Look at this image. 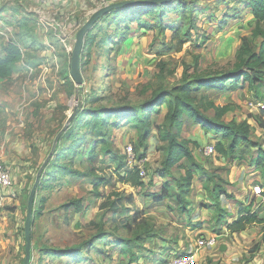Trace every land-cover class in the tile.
Returning <instances> with one entry per match:
<instances>
[{"label": "rangeland", "instance_id": "rangeland-1", "mask_svg": "<svg viewBox=\"0 0 264 264\" xmlns=\"http://www.w3.org/2000/svg\"><path fill=\"white\" fill-rule=\"evenodd\" d=\"M88 1V7L77 16L76 27L67 26L65 20L66 25H61V37L69 34L62 39L65 42L45 43L39 38L31 39L32 43L20 42L24 59L10 79H0V164L13 171L19 192L14 201L7 200L0 206V257L4 241L11 250L8 253L15 257L13 264H23L25 257L30 193L56 138L80 103L79 87L71 72L76 35L95 11L124 0ZM188 1L196 2L205 14L197 12L191 21L182 19L181 10L168 13L165 22L184 26L177 39L171 30L142 31L137 22L116 21L114 13L97 23L90 32L95 43L82 52V105L78 114L117 107L140 111L157 91L179 93L184 86L194 90L199 76L232 72L245 41L253 51H259L262 38L254 36L256 21L243 0ZM0 3V53H3L10 41L19 43L22 29L18 23L37 4L20 0ZM188 14L185 13L186 18ZM41 16L36 19L46 27L55 19L54 15ZM33 20L22 19L21 24L36 26ZM192 26L196 27L192 31L194 36L186 39L185 34ZM261 27L264 29V23ZM121 32L125 33L124 38L117 39ZM259 70L264 76V67ZM190 99L209 118H218L226 124L248 123L249 143L236 150V157L222 155L215 146L219 142L228 145V140L186 119L181 137L191 141L201 167L191 190L184 194L186 203L181 204L174 197L159 203L152 194L160 193L166 182L176 184L185 175L183 170L176 169L173 177L160 174L169 144L164 135L167 106L151 117V134L145 141L140 139L136 127L141 124L134 122L133 117L120 127L113 125L115 118L110 119L104 130L106 137L100 138L91 128L84 129L83 124L91 120L86 116L77 130L82 138L81 148L75 156L62 160L80 174L62 172L53 179L47 177L48 187L37 191L34 211L40 215L33 226V264L48 259L41 255L45 247L69 249L85 246L86 242H92L93 248L87 246L82 251L80 257L91 259L85 264H165L194 248L202 235L215 236L219 243L215 248L201 250L203 258L199 264H260L264 259L263 225L253 223L238 234L228 224L233 221L231 216L237 217L245 209L264 218V165L258 162L264 160V83L254 90L248 83L240 84L235 91L202 89L192 92ZM210 103L220 110L208 107ZM172 131L176 133L177 129ZM64 134L56 151L63 144H72L62 142ZM208 146H214V154L210 156L203 153ZM115 156L122 160L115 161ZM240 156H245V161H240ZM120 164H125L126 170L138 165L145 172V185L135 188L121 183ZM46 170L47 166L43 177ZM222 189L230 197L218 200L217 193ZM77 200L83 206L79 213L70 206ZM227 245L231 249L226 254L221 248ZM51 260L45 264L74 262L69 257Z\"/></svg>", "mask_w": 264, "mask_h": 264}, {"label": "trees", "instance_id": "trees-1", "mask_svg": "<svg viewBox=\"0 0 264 264\" xmlns=\"http://www.w3.org/2000/svg\"><path fill=\"white\" fill-rule=\"evenodd\" d=\"M243 4H246L247 9L251 10V15L256 21V28L254 30L255 37H261L262 42L258 52L253 51L247 41L242 45L238 51L236 67L232 72L223 73L217 76L205 77L199 76L196 78L194 84L197 85L196 89H191L189 86H184L179 90V93L174 91L165 92L163 90L154 93L152 98L146 102L139 110H129L124 108H113L107 109H92L87 112L83 111L75 116L72 120L70 128L65 132L62 142L72 141L71 145L66 146L63 144L57 151L53 154V160H49L47 163V170L44 172L40 179V183L37 191L42 190L44 187L47 188L48 180L53 179L58 173H66L73 175H79L78 170H71L69 166L64 164L65 158L69 156H75L76 152L81 148L82 138L78 137L77 130L79 125H82L84 118L90 116L91 120L86 121L83 124L84 129H92L96 131L97 137L104 138L106 134L104 132L110 119H116L113 123L115 126L120 127L123 123L130 120L133 117L134 122H140L141 125H136L139 128L140 139L145 141L149 134H151V123L150 119L154 113L159 112L160 109L166 105L167 114L165 116L164 123V135L166 136V141H168V147L166 150L165 160L163 161V168L160 170L162 177H173V170H183L185 175L176 180V184H171L166 182L160 193L152 194L155 201L161 203L165 199L174 197L181 204L186 203L184 194L188 193L193 185V182L197 176L200 165L196 162L194 151L191 148V141L185 140L181 137L182 126L187 119L192 121L196 125L203 127L208 133H215L221 135L224 140H228V145L224 142H219L216 144V150L222 155L232 154L236 157V150L245 143H249L250 135V125L248 123L242 124H226L220 121L218 118H209L205 112L194 103V100L190 99V94L195 91H201L202 89H213V90H232L238 89L240 84L248 83L250 87L255 89L258 84L264 83L263 73L260 74V68L264 67V29L261 25L264 23V0H243ZM176 5V6H175ZM175 8V9H174ZM173 10L183 11L184 16L182 19H190L194 17L195 13L202 15L205 12L200 10L199 6L194 1L188 0H173L167 4L161 5H139L130 6L117 11H113L110 14L102 17L99 21L108 19L113 13L116 14V21H132L139 24V28L142 31H147L149 29L160 28L161 30H171L173 32V38L177 39L181 36L183 30V25H171L165 22V18L168 13ZM185 13H189L188 18H186ZM98 21V22H99ZM226 21V20H224ZM97 22V23H98ZM97 23L94 25H97ZM93 28V29H94ZM92 29V30H93ZM128 28L127 30H129ZM196 29L192 26L185 34L186 39L192 38L194 36L193 30ZM30 29L27 28L26 31ZM32 34V33H31ZM124 32L116 35V38H124ZM181 42L182 41V38ZM95 38L91 37L89 33L86 37L84 48L88 49L92 43H95ZM83 48V50H84ZM24 52L18 43L13 41L9 42L4 48V55L0 54V79H10L16 72L18 64L24 59ZM231 83L230 86H227ZM210 108L219 111L220 108L210 103ZM224 113V112H223ZM220 118L223 114L219 115ZM177 129V132H173V129ZM96 138V136H95ZM197 145V144H195ZM106 154L113 156L112 152L105 150ZM94 155L91 156V158ZM263 157V155H260ZM115 161L122 160L120 157H114ZM240 161H245V156L239 157ZM259 164L264 165V160H258ZM252 164V163H251ZM125 164L119 165L118 179L121 183L129 184L132 187L140 188L145 185L144 178L141 176V168L138 165H133L131 168L125 169ZM52 181V180H51ZM176 190L174 195L172 192ZM37 196V195H36ZM218 200L221 196L230 197L226 190H221L217 193ZM36 201V200H35ZM44 198L41 203H44ZM71 207H75L76 213L83 210L82 202L80 200L73 201L70 204ZM244 212V213H243ZM239 213V216L235 221L228 224L229 229L236 233L242 232L246 229L248 225L258 224L264 227V218H260L255 212L250 209H245ZM40 212L34 211V223L35 220L39 218ZM130 244V241H127ZM85 246H78L69 249L60 248H48L45 247L42 252L48 256L55 257H69L74 260V262H83L86 258L81 256L82 251L87 246L93 248L92 242H86ZM130 246V245H129ZM90 249V248H87Z\"/></svg>", "mask_w": 264, "mask_h": 264}, {"label": "crops", "instance_id": "crops-1", "mask_svg": "<svg viewBox=\"0 0 264 264\" xmlns=\"http://www.w3.org/2000/svg\"><path fill=\"white\" fill-rule=\"evenodd\" d=\"M88 4H89L88 0H58V1L53 0L46 6L37 5V7H35L34 10H30V11H28L29 13L26 12L25 14H23L21 20L18 23V26L21 27V29H22V33L18 35V39H19L18 44L20 45V42H24V40L31 42V39H34V38H36V39L39 38L38 39L39 41L45 42V43H49V40H54V41L61 40L62 42H64L62 39L65 37H68L69 34L65 33L64 37L63 38L61 37L62 26H65L67 24V26L69 25V26H75L76 27L78 25V18H77L78 14L80 12L84 11L88 7ZM0 5H1V3H0ZM200 10H202V8H200ZM2 12H4V11H2ZM43 14H46L47 17H51L52 15H54L55 17L54 16L53 17L55 19L54 18L53 19L60 22V25H62V26L60 28H57V30H55L54 27L53 28L50 27L51 24H48L49 26H47V27L45 25L40 24L38 22L39 20H37L36 17L38 15L41 18L42 17L41 15H43ZM22 19L23 20L34 19L33 22L36 23L37 27L36 26L30 27L29 26L30 23H28V26L26 24L23 26L21 24ZM64 20L67 22L66 24L64 23ZM27 28L30 29V32L24 33ZM4 48H3V53H0V54H2V56L4 55ZM21 48H22V46H21ZM22 50H23V48H22ZM23 52H24V50H23ZM196 126H200V125H196ZM221 197L225 198L226 196H221ZM238 216H239V214H237V217ZM237 217L231 216L233 221H235V219H237ZM242 232H237V233L239 234ZM202 236H205V235H202ZM205 237H209V236H205ZM1 243H4V244L3 245L1 244V250H3V251H2V256L0 257V264H13L15 257H14V255H11L8 253L11 251V250H9L10 249L9 246L6 245L4 241ZM230 249H231V247L229 245H227L226 251H224V252L227 254L230 252ZM41 255L46 256L48 259L42 263L40 262L39 264H45L46 262H49V261L51 262L52 261L51 259L55 257V256L45 255L43 252L41 253ZM199 256H200L199 261L200 260L202 261L203 255L200 253ZM86 260L88 261L91 259L86 258L84 261L86 262ZM84 261L83 262H73L72 264H85ZM259 263L264 264V259L260 260ZM32 264H33V262H32Z\"/></svg>", "mask_w": 264, "mask_h": 264}, {"label": "water", "instance_id": "water-1", "mask_svg": "<svg viewBox=\"0 0 264 264\" xmlns=\"http://www.w3.org/2000/svg\"><path fill=\"white\" fill-rule=\"evenodd\" d=\"M173 0H124L121 2H115L109 5H106L105 7L95 11L91 17L86 21V23L80 28L76 35V43L73 49L72 54V64H71V72L72 77L76 83V85L79 87L78 91V97H79V105L75 108L74 113L69 118L67 125L63 129V131L59 134V136L56 138L55 141V147L50 153L49 157L45 161L43 167L41 168L39 175L36 179V182L33 186V189L30 193L29 201H28V213H27V219H26V225H25V257L23 260V264H32L33 262V226H34V207H35V200L37 195V189L40 183L41 175L43 172V169L46 167L47 163L51 159V157L54 154V151H56V146L62 136L64 134L68 127L71 125L72 120L75 118V116L78 114L81 105H82V85H83V79L81 75V60H82V52L85 45L86 37L91 32V30L94 28V25L104 16L110 14L113 11H117L119 9H123L130 6H139V5H161V4H167L169 2H172ZM222 251H226V246H222Z\"/></svg>", "mask_w": 264, "mask_h": 264}, {"label": "built area", "instance_id": "built-area-1", "mask_svg": "<svg viewBox=\"0 0 264 264\" xmlns=\"http://www.w3.org/2000/svg\"><path fill=\"white\" fill-rule=\"evenodd\" d=\"M4 0H0L2 2ZM21 2L35 3L39 6L48 5L53 0H20ZM58 1V0H56ZM51 26L57 30L61 25L54 20ZM66 38V37H65ZM64 39V38H63ZM65 42V40H63ZM129 152H133L132 148H128ZM206 156L214 154V146H208L203 150ZM132 167V166H131ZM141 176L145 178V172L141 169ZM19 192L16 186L14 173L10 167L0 164V206H4L7 200L14 201ZM218 238L215 236L211 237H199L196 241L195 247L183 254L169 259L165 264H199V254L203 249H212L218 245Z\"/></svg>", "mask_w": 264, "mask_h": 264}]
</instances>
